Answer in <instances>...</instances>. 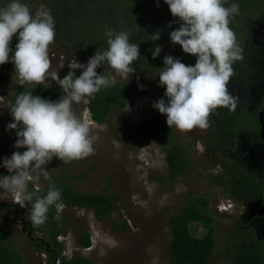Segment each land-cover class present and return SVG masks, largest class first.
Instances as JSON below:
<instances>
[{
    "label": "rangeland",
    "instance_id": "obj_1",
    "mask_svg": "<svg viewBox=\"0 0 264 264\" xmlns=\"http://www.w3.org/2000/svg\"><path fill=\"white\" fill-rule=\"evenodd\" d=\"M8 2L9 0H0V8L5 7ZM21 2L27 4L34 14L42 4L51 10L55 0ZM231 3H238L240 6L239 14L230 18L229 27L236 35L243 58L233 65L234 76L230 78L228 89L237 98L240 114L247 120L256 122L258 116L256 117L255 113L259 111L264 90V2L243 3L240 0H230ZM140 8L141 11L133 16L128 15L127 21L123 18L115 31H126L130 42L138 44L139 51L147 57L150 55L147 48V44L152 41L150 36L157 30L161 32L160 26L153 23V16L164 17L172 24L173 30L179 27V23H172L178 18L171 15L164 0H159L158 4L157 0H141ZM106 31L108 29L98 31L97 27H94L92 44L98 46L99 51L107 48ZM48 51L51 60L49 71L57 72L61 79L64 78L70 70L68 62L74 56L65 49L58 48L55 43L49 45ZM64 58V65L61 67ZM88 58L77 61L86 63ZM96 71L104 75L112 72L104 65ZM75 72L81 73V70L77 69ZM125 80L116 76L118 82ZM142 81L159 83V75L157 72L149 74L137 70L133 80L135 101L149 96L138 89ZM46 82L49 86L60 87L51 78H47ZM15 88L17 84L12 76L0 71V162L4 157L12 155L8 145L12 130H8L7 125L14 122L9 99ZM134 100L123 110H114L103 124H97L89 118L86 101L74 104L76 115L89 125L93 142L92 154L68 163L54 157L51 162L42 166L44 170L49 171L48 178L41 176L38 181L31 182L36 188H41L49 184L68 164V176H77L90 169L83 178L69 177L68 185L76 190L101 191L105 188L107 180H111V189L106 192L115 196L117 208L109 219L101 222L94 218L91 211L67 210V232L58 237V240L65 243L63 254L68 258L77 253L81 254L90 259L92 264H168L170 216L183 206L185 197L206 195L210 197L211 205L220 212L215 221V229L220 239L217 244L218 254L209 264H229V235L239 222L245 225L238 228L234 239L242 235L248 229L246 227L251 228L256 235L264 236V204L259 200L250 203L234 201L221 186L210 180V174L214 171L224 172L225 163H237L246 171L262 177L264 144L257 142L255 135L244 132L238 136L233 150L228 155L220 151V160L214 169L211 167L214 164L212 154L205 143L208 128H193L189 131H179L175 128L177 141L191 144V166L174 181L161 182L159 177L167 172L164 157L168 143L164 139L123 144L116 138V135L126 133L131 122H139L159 112L152 105L142 112H136L132 107ZM208 120L210 122L209 117ZM1 169L5 175H10L7 169ZM1 197L4 202L20 207L11 194H3ZM21 209L23 215L15 217L11 210L6 211L0 206V222L23 256V264H48L41 243L31 240V233L19 222L20 218L22 222L30 223L26 208ZM82 229H86L90 234L89 248H80L75 242V235ZM190 230L194 235L203 233L197 223H192ZM35 233L40 234L38 231ZM55 264H58V261H55Z\"/></svg>",
    "mask_w": 264,
    "mask_h": 264
},
{
    "label": "clouds",
    "instance_id": "obj_2",
    "mask_svg": "<svg viewBox=\"0 0 264 264\" xmlns=\"http://www.w3.org/2000/svg\"><path fill=\"white\" fill-rule=\"evenodd\" d=\"M164 3L171 15L178 18L172 23H179V27L170 32V41L178 44L184 53L194 55L196 62L185 65L171 55L163 57L164 67L158 75L166 99L160 98L152 107L166 115L170 129H207L210 127L208 117L216 109L235 110L237 107V98L229 92L228 83L234 76V63L243 56L229 23L230 18L239 14L240 6L228 4V0H164ZM55 34L54 17L43 4L34 14L21 0H9L0 8V65L8 62L14 65L18 85L47 83L49 86L46 81L51 78L63 92L59 99L52 101L24 91L10 107L14 122L9 123L7 129L16 130L14 148L26 150L14 151L0 162V167L10 173L0 175V195L11 194L21 208L30 204L28 219L35 225L45 223L51 206L59 209L62 193L53 184L45 195L33 202L28 183L38 181L41 176L47 179L49 171L42 166L54 157L68 163L93 152L89 125L76 115L73 105L94 98L102 88L114 86L116 76L127 79L134 72L133 62L140 56L138 44L130 42L126 31L108 30L105 33L107 48L96 51L86 63L71 58L70 70L61 79L57 72L49 71L48 50ZM14 35L18 43L13 53L10 41ZM150 39L159 40L160 30ZM161 51L162 48L156 46L152 57L155 59ZM10 53L13 54L10 56ZM101 65H107L112 72L98 74L96 70ZM77 69L81 70L79 76Z\"/></svg>",
    "mask_w": 264,
    "mask_h": 264
},
{
    "label": "trees",
    "instance_id": "obj_3",
    "mask_svg": "<svg viewBox=\"0 0 264 264\" xmlns=\"http://www.w3.org/2000/svg\"><path fill=\"white\" fill-rule=\"evenodd\" d=\"M243 3H260L264 0H240ZM141 0H55L51 7V14L55 20V38L53 43L58 48H63L78 61L86 60L92 57L99 47L92 44L93 30L97 27L98 31L103 29L116 30L118 23L127 21L128 15L133 16L141 11ZM230 4V0H229ZM225 6H228L227 4ZM153 23L161 28L160 39L150 41L147 48L150 55L140 56L133 62L134 72L124 82L116 81L114 86L102 88L95 94L94 98L86 100L91 120L97 124L105 123L114 110H123L135 99V88L133 80L137 70L148 72L149 74L159 73L164 67L163 57L171 55L179 58L185 65H194L196 57L184 53L181 47L174 45L169 38L173 30L164 17L154 15ZM18 43L14 35L10 41V48L15 50ZM156 46L162 48L161 53L155 59L152 57V51ZM10 53V56L13 54ZM102 66V65H101ZM107 67V65H104ZM0 71L10 74L17 84L15 68L11 62L0 65ZM81 73L76 72L79 76ZM138 89L144 94H149L153 98H165V88L159 83L142 81ZM24 91H31L33 96H40L45 99L55 101L62 95L60 87L48 86L45 84H25L18 85L9 99V108L14 105L15 98ZM264 107V90L260 101L259 111L256 117ZM210 127L207 129L205 143L210 150L215 169L216 163L220 158L218 154L222 151L228 155L234 148L238 136L244 132L253 134L257 142H262L259 131L258 121L247 120L243 114H240L238 107L235 110L228 108H218L209 116ZM116 138L126 144L127 142H145L147 140L164 139L168 146L165 148V163L167 172L159 177L161 182L174 181L181 177L191 166V144L177 141L175 127L169 128L166 124V115L156 112L150 117L139 122H131L127 126L125 134H118ZM16 130L10 132L8 139L9 150L23 152L26 149H15L14 143ZM194 143V140H193ZM192 143V145H193ZM224 172L214 171L210 174V180L218 186H221L226 193L235 201L241 203H250L259 200L264 204V174L258 177L255 173H250L243 169L237 163H225ZM70 169L68 164L60 171L49 184L36 188L29 182L27 190L33 193V202L37 197L46 194L50 185H55L62 193L59 209L51 206L47 213V220L42 225L23 223L29 230L30 238L33 241L41 243L43 252L47 255L48 264H92L90 259L81 255L74 254L66 257L63 253L65 243L58 240V237L66 234V223L68 221V209H83L91 211L97 221H105L110 218L111 213L117 208L115 196L106 191L111 189V180H107L105 188L101 191H80L68 185L69 177L83 178L90 169H86L77 176H68ZM0 175L5 172L0 167ZM1 191V190H0ZM0 206L6 211H10L17 217L22 216V210L10 203L4 202L0 195ZM28 214L30 213V204L25 206ZM62 207V208H61ZM220 212L211 205L209 196L195 195L185 197L183 206L168 220V228L171 233V240L168 245V264H209L218 254L217 244L220 240L215 229L216 218ZM58 217V218H57ZM192 223H197L198 228L203 230L201 235H194L190 230ZM239 222L229 235L228 250L230 253L229 264H264V236L256 235L249 227L242 235L234 239V234L238 228L244 226ZM40 234L37 235L35 232ZM36 234V235H35ZM75 242L80 248H89L91 246L90 234L86 229L80 230L75 235ZM0 264H23V256L13 243L10 234L5 230L0 222Z\"/></svg>",
    "mask_w": 264,
    "mask_h": 264
},
{
    "label": "built area",
    "instance_id": "obj_4",
    "mask_svg": "<svg viewBox=\"0 0 264 264\" xmlns=\"http://www.w3.org/2000/svg\"><path fill=\"white\" fill-rule=\"evenodd\" d=\"M159 99L157 98H152L150 96L148 97H144L141 99H137L136 101L134 100V103L132 105L133 110L136 112H142L143 110H145L148 106L150 107L153 102L157 101ZM15 205V204H14ZM24 223V222H23Z\"/></svg>",
    "mask_w": 264,
    "mask_h": 264
},
{
    "label": "water",
    "instance_id": "obj_5",
    "mask_svg": "<svg viewBox=\"0 0 264 264\" xmlns=\"http://www.w3.org/2000/svg\"><path fill=\"white\" fill-rule=\"evenodd\" d=\"M258 122L260 125V138L262 140V143L264 144V108L259 114Z\"/></svg>",
    "mask_w": 264,
    "mask_h": 264
},
{
    "label": "flooded vegetation",
    "instance_id": "obj_6",
    "mask_svg": "<svg viewBox=\"0 0 264 264\" xmlns=\"http://www.w3.org/2000/svg\"><path fill=\"white\" fill-rule=\"evenodd\" d=\"M263 108H264V107H263ZM263 108H262V109H263ZM262 109H261V111H262ZM261 111H260V112H261ZM260 112H259V114H260ZM258 117H259V115H258ZM259 135H260V134H259Z\"/></svg>",
    "mask_w": 264,
    "mask_h": 264
}]
</instances>
